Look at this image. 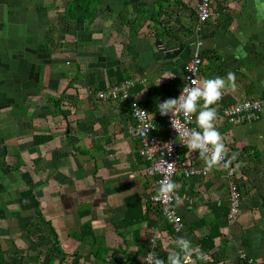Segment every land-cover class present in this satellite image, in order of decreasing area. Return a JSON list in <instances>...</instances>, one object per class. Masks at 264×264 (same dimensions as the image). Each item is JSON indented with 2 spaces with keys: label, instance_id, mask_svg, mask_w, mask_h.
<instances>
[{
  "label": "crops",
  "instance_id": "1",
  "mask_svg": "<svg viewBox=\"0 0 264 264\" xmlns=\"http://www.w3.org/2000/svg\"><path fill=\"white\" fill-rule=\"evenodd\" d=\"M71 1L0 0L5 260L44 263L56 243L64 253L79 255V264H104L112 251L123 262L131 257L144 264L158 229L162 237L154 251L165 262L183 237L207 252L212 264H264V109L257 121L240 124L222 113L229 105L264 98V0H210L211 17L198 34L197 0H97L90 25L67 18ZM196 37L207 59L200 81L235 74V89H225L215 105V125L237 160L227 170L185 177L191 167L204 168L198 152L187 151L173 180L180 185L175 208L181 233L168 235L160 215L159 223L151 217L141 224L135 237L137 227L119 235L113 222L123 219L126 198L154 195L155 178L138 154L129 108L122 104L127 102L102 101L97 93L138 77L143 82L131 96L141 105L153 90L160 100L175 98ZM157 41L160 49H179L178 57L161 58ZM230 182L240 192V211L231 221Z\"/></svg>",
  "mask_w": 264,
  "mask_h": 264
},
{
  "label": "built area",
  "instance_id": "2",
  "mask_svg": "<svg viewBox=\"0 0 264 264\" xmlns=\"http://www.w3.org/2000/svg\"><path fill=\"white\" fill-rule=\"evenodd\" d=\"M194 12L197 19V24L195 26V32L198 34L202 31V26L210 19V0H197ZM194 48V53L192 58L188 61L184 68V78L182 85L175 98H178L184 85L189 84L190 80L195 79L200 81V72L202 68L201 59V48L202 41L200 38L196 37V40L192 43ZM140 78H134L131 80L123 81L117 85L112 86L106 90H102L97 93V98L102 101H124L129 104V117L133 121L132 133L138 141L139 148L138 154L143 160L148 163L147 173L150 177L155 178L156 192L150 197L151 202L158 205L161 210L162 222L169 225L172 229L174 235L181 233L183 229V222L181 216L176 211V204L180 201V197L175 194V197L171 201L156 200L154 197L157 195L159 188V182L165 178V176H170L171 180H174L175 171L177 169V164L179 160V151L184 148V146L178 141V133L172 128L170 124L171 116H161L158 111V105L163 103L165 100H159L155 103L154 108L156 113L164 119L166 127L159 131V128L153 121V115L149 109L141 104L134 98H132V90L135 85L142 83ZM133 105H136L140 110L147 113L143 117V121L140 117L134 114ZM264 109V98L260 100H244L236 104L229 105L225 107L222 111L223 116L231 124H240L257 121L260 117L261 110ZM179 119L187 124L189 128H196V115H193L191 122L184 121L183 117L180 116ZM147 125L150 129L142 134L143 127ZM171 145V152L168 145ZM172 164L173 167L168 169L167 166ZM196 174H206L203 170L197 171L193 167L184 171L185 177H190ZM178 197L179 199H176ZM240 211V192L238 186L234 182L229 183V213L227 219L229 221L233 220ZM153 237H158L156 240V247L162 235L159 233L158 229L152 232L149 239L148 253L153 251L151 248V240ZM155 247V248H156ZM197 253H201L197 251ZM144 257V264L145 262ZM207 257V256H206ZM193 259H196L194 254ZM209 257L206 260H197V264H209Z\"/></svg>",
  "mask_w": 264,
  "mask_h": 264
},
{
  "label": "clouds",
  "instance_id": "3",
  "mask_svg": "<svg viewBox=\"0 0 264 264\" xmlns=\"http://www.w3.org/2000/svg\"><path fill=\"white\" fill-rule=\"evenodd\" d=\"M235 87L236 77L231 71L226 79L222 77L203 79L202 81L191 79L190 85H184L178 98H169L158 105L161 116H171L170 124L178 133V141L189 151L198 152L199 158L204 163L203 171L205 173L221 166L227 170L237 160L236 153L229 155L223 137L215 125L217 119L215 105L222 99L225 89L234 90ZM201 101L203 102L202 105ZM133 110L134 114L143 121V117L147 113L140 110L136 105H133ZM193 114H197L196 128L187 127V124L179 119L182 116L184 121L191 122ZM149 129L150 126L145 125L142 134L145 135V132ZM167 145L171 152V145ZM172 167V164L167 166L168 169ZM179 187L180 185L173 182L170 176H165L159 182L157 195L154 199L171 201ZM176 199L179 198L176 197ZM157 238L153 237L150 242L152 249L156 247ZM175 244L178 251L167 254L166 262L159 258L153 250L145 257L146 264H197V260L207 259L204 253H197L196 248L189 239L177 238ZM194 254L196 259H193Z\"/></svg>",
  "mask_w": 264,
  "mask_h": 264
},
{
  "label": "trees",
  "instance_id": "4",
  "mask_svg": "<svg viewBox=\"0 0 264 264\" xmlns=\"http://www.w3.org/2000/svg\"><path fill=\"white\" fill-rule=\"evenodd\" d=\"M96 3H97V0H73V1L69 2L67 12H66L67 18H69L70 20H72V19L82 20L88 25L92 24L93 21L95 20L94 6ZM75 10H77L78 13H76ZM200 56H201V59L203 62L205 60H207L205 53H201ZM139 89H140V87L136 86L132 90V94L133 93L136 94V92H138ZM160 99L161 98L159 97V93L156 90L149 91L147 93V100H146L145 107L151 109L150 112L153 115V121L156 124V126L159 128V131H162L163 130L162 128L166 127V124H164V119H162V117L156 113L155 109L148 107V106L154 105L155 102L159 101ZM122 104L125 105L126 108H129V104H127V103H122ZM128 112H129V109H128ZM39 139H41V138H39ZM187 151L189 153H194V152L189 151L185 148L180 150L179 151L180 162L184 161L185 154L187 153ZM231 154L232 153L229 152V155H231ZM143 162H144V160H143ZM146 166H149L148 163L146 164ZM150 197L151 196L149 194H145V193L144 194H137V193H135V194H132L130 197L126 198L127 210L125 212L123 219L120 221L113 222V227L117 233H118V230H121V229L137 227L133 231V236L135 237L139 234L140 225L147 222L149 220V218L155 217L156 222L159 223V217L161 215L160 207L158 205L154 204L153 202H151ZM160 218L162 220V215ZM166 231H167L168 235L171 236L172 230L169 226L166 227ZM89 232H91V231H89ZM118 234L120 235V233H118ZM215 234L216 233L210 234L209 237L211 240H213L215 238ZM89 239L91 241L93 240V237L91 236V234L89 236ZM206 243H208V242H206ZM118 248H120V247H118ZM118 248H117V251L119 250ZM114 253H115V255H114ZM116 254H117L116 251H114V252L112 251V254L109 258V259H111V261L108 262V260L107 261L105 260L106 262H104V264H142L136 258L132 259L131 257H130V259L126 258V260L123 262V257H116ZM143 254H144V251L141 252V255H143ZM204 254L207 256V252H205ZM68 257L71 258L70 264H79V260L81 258L79 255H77V254H66V253H64V250L62 248H60V246H58V244L55 243L52 247H50V250L46 253L44 263L45 264H54L55 262H58V264H64L65 260ZM158 257H159V255H158ZM97 258H99V257H97ZM0 259H2L0 261V264H23L22 260L6 261L4 258V252L1 250H0ZM208 263L212 264V262H210V257H209Z\"/></svg>",
  "mask_w": 264,
  "mask_h": 264
},
{
  "label": "water",
  "instance_id": "5",
  "mask_svg": "<svg viewBox=\"0 0 264 264\" xmlns=\"http://www.w3.org/2000/svg\"><path fill=\"white\" fill-rule=\"evenodd\" d=\"M155 46H159V52L161 53V58L163 59H173V58H176L178 57L179 55V49H160L162 44L157 41L155 43Z\"/></svg>",
  "mask_w": 264,
  "mask_h": 264
},
{
  "label": "rangeland",
  "instance_id": "6",
  "mask_svg": "<svg viewBox=\"0 0 264 264\" xmlns=\"http://www.w3.org/2000/svg\"><path fill=\"white\" fill-rule=\"evenodd\" d=\"M71 246V244L70 243H68L67 245H65V247H70ZM36 247H37V245H36ZM2 259H0V261H1ZM68 259H66L65 260V263L64 264H70V262L69 261H67ZM29 261V260H28ZM41 261V260H40ZM25 264H27L26 262H25ZM37 264H38V262H37ZM39 264H44L43 262H40ZM55 264H58V262H55Z\"/></svg>",
  "mask_w": 264,
  "mask_h": 264
}]
</instances>
